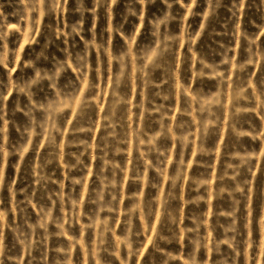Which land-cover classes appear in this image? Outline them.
I'll return each mask as SVG.
<instances>
[{"label":"rangeland","instance_id":"rangeland-1","mask_svg":"<svg viewBox=\"0 0 264 264\" xmlns=\"http://www.w3.org/2000/svg\"><path fill=\"white\" fill-rule=\"evenodd\" d=\"M0 264H264V0H0Z\"/></svg>","mask_w":264,"mask_h":264}]
</instances>
